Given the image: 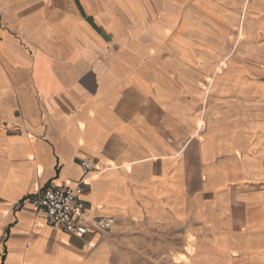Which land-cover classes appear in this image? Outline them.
Listing matches in <instances>:
<instances>
[{"label":"crops","instance_id":"0c3cea01","mask_svg":"<svg viewBox=\"0 0 264 264\" xmlns=\"http://www.w3.org/2000/svg\"><path fill=\"white\" fill-rule=\"evenodd\" d=\"M180 5L0 0V264H124L120 233H66L25 200L49 181L82 177L89 216L157 239L184 230L190 248L172 264H264V87L250 91L263 98L246 135L222 133L211 149L208 122L183 123L175 82L181 63L208 53V26L180 25ZM230 153L237 175L256 185L243 201L258 214L228 215L219 197L197 216L191 177L202 175L204 191L208 181L224 186L229 163L213 160Z\"/></svg>","mask_w":264,"mask_h":264},{"label":"rangeland","instance_id":"374dc122","mask_svg":"<svg viewBox=\"0 0 264 264\" xmlns=\"http://www.w3.org/2000/svg\"><path fill=\"white\" fill-rule=\"evenodd\" d=\"M180 6V25L190 18L193 21L189 24L198 29L208 26V53L198 50L201 56L197 64H180V76L175 82L181 93L180 118L187 126L189 121L200 118L203 130L208 122V145L212 149L216 137L222 133H233L236 137L244 131L246 135L247 126L255 119L253 101L262 96L250 91L254 86L264 87V0H181ZM198 38L204 39L201 34ZM202 56L208 59L206 63ZM201 86L210 87L207 95L199 90ZM169 112L171 115V108ZM189 130L191 128L182 127V132ZM200 134L202 137L204 133ZM235 159L230 153L213 160L217 165L229 163L230 171L220 188H216L214 181H208V191H204L202 175L191 177L197 190L194 214H211L210 207L219 197L225 200L228 215L252 217L258 214L259 209L243 201L256 185L237 175ZM112 232L125 237L122 241L125 256L118 257L124 264H172L174 259L183 258L190 248L184 230L165 231L159 239L139 226L116 224ZM142 234L152 238L146 240Z\"/></svg>","mask_w":264,"mask_h":264},{"label":"built area","instance_id":"2783aa9c","mask_svg":"<svg viewBox=\"0 0 264 264\" xmlns=\"http://www.w3.org/2000/svg\"><path fill=\"white\" fill-rule=\"evenodd\" d=\"M79 163L86 170L95 169L90 159H80ZM87 185V177L80 178L73 185L49 181L25 200L35 211H44L49 225L66 233L79 237L85 235L90 229L108 233L115 225V218L87 214L86 207L81 200Z\"/></svg>","mask_w":264,"mask_h":264}]
</instances>
